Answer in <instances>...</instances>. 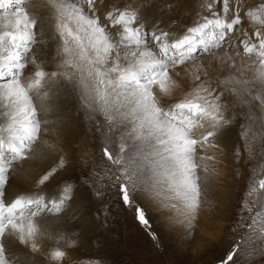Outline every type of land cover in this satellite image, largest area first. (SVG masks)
I'll return each instance as SVG.
<instances>
[{
  "label": "snow or ice",
  "instance_id": "1",
  "mask_svg": "<svg viewBox=\"0 0 264 264\" xmlns=\"http://www.w3.org/2000/svg\"><path fill=\"white\" fill-rule=\"evenodd\" d=\"M193 3L190 25L173 18L161 27L144 14L153 0H0V264H37L38 256L64 264L79 244L68 222L111 195L159 246L147 209L192 229L217 175L218 141H230L240 117L244 151L255 158L253 142L264 141V0ZM179 6L164 0L169 12ZM61 84L96 132L106 128L102 154L114 168L106 186L96 173L59 175L71 164L61 151L65 121L47 117ZM46 152L61 153L57 163L9 196L18 168ZM257 166L243 202L248 231L220 264L264 261V149ZM53 180L55 192L43 191Z\"/></svg>",
  "mask_w": 264,
  "mask_h": 264
},
{
  "label": "rangeland",
  "instance_id": "2",
  "mask_svg": "<svg viewBox=\"0 0 264 264\" xmlns=\"http://www.w3.org/2000/svg\"><path fill=\"white\" fill-rule=\"evenodd\" d=\"M163 4L164 0H153V7L146 9L144 13L161 27L169 26L173 18L177 19L181 26L190 25L196 19L194 9L198 8V3L194 4L193 0H180L179 9L173 12L165 9ZM171 27L175 28L176 25ZM180 94L177 90L176 96ZM36 103L39 106L41 101L37 99ZM50 103L54 110L47 118L52 122L58 118L65 121L61 132V151L71 161L70 166L59 175L96 173L101 178V186H106L105 173L111 175L114 171L113 166L102 154L105 144L103 133L106 128L102 132H96L94 125L86 119L77 96L62 84L52 89ZM97 118L102 120V117ZM236 125L237 122L232 135L238 138L237 143L233 141V137L228 143L218 141L223 154L215 165L217 175L209 180L206 195L203 197L205 204L201 206L192 229L180 225L171 226L163 215L147 209L151 232L160 237L157 246L153 243L149 230L135 219L134 210L126 208L118 196H106L91 205L79 221H69L66 225L69 234L78 236L79 244L69 251L64 264H220L233 244L248 231L241 226L242 223L251 222L248 219L249 214L243 211V202L253 170L262 171L257 166L260 161L257 165H251L258 157L260 159L262 152L255 151L256 147H253L255 158L249 160L246 157L244 141L236 135ZM237 146L242 153L239 160L235 156ZM109 147L112 151L116 150L111 142ZM85 150L88 153V163L82 164L81 157ZM60 154L46 152L41 158L28 161L21 169L18 168L7 187L8 195L12 196L15 192L31 188L34 178H39L54 166ZM57 178L59 179V176ZM54 183L56 180L52 181L51 185ZM213 184L217 189H213ZM55 190L51 189L48 193ZM97 210L104 212L99 219L93 216V212ZM49 247L51 242L43 244L45 253ZM37 264H47V261L38 256ZM236 264L247 262L238 256ZM257 264H264V261H258Z\"/></svg>",
  "mask_w": 264,
  "mask_h": 264
},
{
  "label": "bare ground",
  "instance_id": "3",
  "mask_svg": "<svg viewBox=\"0 0 264 264\" xmlns=\"http://www.w3.org/2000/svg\"><path fill=\"white\" fill-rule=\"evenodd\" d=\"M252 2V0L250 1V3ZM187 8V7H186ZM179 9V8H178ZM156 16V15H155ZM152 20V19H151ZM76 95V94H75ZM242 119H243V117H240V118H238V121H237V125H236V128H235V130H236V135L237 136H239V132H240V122L242 121ZM88 122V121H87ZM89 124V123H88ZM92 124V123H91ZM88 128V127H87ZM253 131H256V132H259V128L258 127H256V126H254L253 127ZM232 137H233V135L231 136V139H232ZM230 139V140H231ZM236 141V143H237V140H238V138L236 137H233V141ZM239 140H240V138H239ZM263 144H264V141H262L260 138H258L256 141H254L253 142V147H256V150L255 151H259V153H261L262 152V149H264V146H263ZM247 155V154H246ZM247 157V156H246ZM37 161V160H36ZM260 161V159H259V157L257 158V160L255 161V162H253V163H251V165L252 164H254V165H257V163ZM36 163V162H35ZM32 165V164H31ZM27 166H28V164H27ZM26 166V167H27ZM35 168V167H34ZM21 169V168H20ZM69 169H71V168H69ZM27 170V169H26ZM66 170V169H65ZM29 173V172H28ZM35 174V173H34ZM34 176V175H33ZM39 178L37 177V178H34V180H33V182H32V184H33V186L31 187V188H29V189H32V188H34L35 187V182H36V180H38ZM58 179V178H57ZM54 181V180H53ZM29 183H31V182H29ZM54 185H55V183L54 184H49L47 187H45V188H43L42 190L43 191H45V192H50L51 191V189H55L54 188ZM30 186V185H29ZM20 187V186H19ZM213 189H217V186L216 185H214L213 184ZM28 189V190H29ZM213 189H212V192H213ZM209 192H211V191H209ZM209 194V193H208ZM215 194V193H214ZM213 195V193L211 194V196ZM210 196V197H211ZM204 201V204H205V200H203ZM212 201V200H211ZM207 202H209V201H207ZM210 203V202H209ZM208 203V204H209Z\"/></svg>",
  "mask_w": 264,
  "mask_h": 264
}]
</instances>
